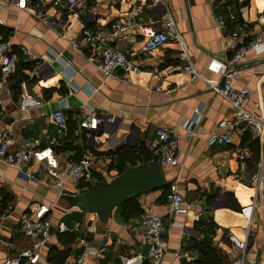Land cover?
<instances>
[{
	"label": "crops",
	"instance_id": "0c3cea01",
	"mask_svg": "<svg viewBox=\"0 0 264 264\" xmlns=\"http://www.w3.org/2000/svg\"><path fill=\"white\" fill-rule=\"evenodd\" d=\"M143 1L84 0L76 13L55 8L52 0L43 5L41 0H29L26 10L0 4V50L14 60L10 72L0 71V125L10 133L14 147L39 140L45 148L53 139L58 169L90 156L94 160L90 188H94L118 175L122 152L154 140L158 128H169L182 164L161 166L164 182L175 185L184 196L187 216L170 214L166 203L158 201L164 189L137 198L142 212L128 210L126 214L119 207L107 222L57 205L46 216L52 222V237L41 248L36 264H124L123 258L135 257L140 264H153L142 241L141 224L148 214L162 216L166 224V249L160 264L201 263L199 246L207 239L229 264L218 242L228 243L231 233L242 237L247 223L240 210L255 196L247 182L258 166L260 145L259 160L253 161L252 167L248 161L253 152L250 142L243 143L245 133L239 132L231 145H207L219 121L233 120L230 104L210 84L221 85L224 76L235 71L234 87H248L253 93L245 109L264 120V53L251 52L232 69L228 65L232 53L226 46L228 34L233 32L247 43L257 37L264 42V0L146 3L139 21L162 31L164 22L172 18L197 77L184 70L186 62L180 60L181 47L174 38L162 49L147 53L138 29L127 38L109 34L113 20L127 16ZM229 8L234 19L227 22V30H221L218 18ZM84 27L102 28L108 44L120 49L133 68L106 78L90 61L91 51L81 37ZM21 46L30 49L38 63L27 60L19 52ZM58 108L64 109L68 121L62 134L51 120ZM92 112L111 119L101 124L95 135L82 127ZM236 146L246 153L245 161L237 160ZM124 164L131 167L129 162ZM21 169L33 172L41 182H28L17 168L0 162V264L38 242L20 232L22 215L47 207L62 192L78 190L70 180H65L63 187L57 185L49 176L46 161ZM210 222L218 229L208 238L202 230ZM62 223L70 232L59 231ZM252 229L257 237L249 253L258 257L264 250V192L258 198ZM103 244L106 246L100 250Z\"/></svg>",
	"mask_w": 264,
	"mask_h": 264
},
{
	"label": "built area",
	"instance_id": "2783aa9c",
	"mask_svg": "<svg viewBox=\"0 0 264 264\" xmlns=\"http://www.w3.org/2000/svg\"><path fill=\"white\" fill-rule=\"evenodd\" d=\"M115 1L122 2L124 0ZM41 2L43 5L45 0H41ZM83 2L84 0H52V5L64 12L76 13ZM146 3L154 6L162 4L163 1L144 0L143 3L136 6L133 12L127 16L113 20L110 24L109 34L114 38H127L132 30L138 29L145 40V51L147 53L162 49L169 42L170 38H174L181 47L180 60L186 62L184 70L197 77L198 72L192 64L188 50L182 37L177 32L172 18L164 22V30L162 31H156L152 25L139 21ZM0 4L12 5L20 10H26L28 9L29 0H0ZM233 19L234 13L232 8H229L227 13L220 15L218 18L220 29L227 30V22ZM81 37L91 51L90 61L98 66L106 78H111L118 70L125 73L133 68L132 63L120 49L108 44L105 31L102 28L84 27L81 31ZM226 46L228 51L232 53V57L228 62V65L232 69L246 59L249 53H264L263 39L257 37L247 43L242 38V35L237 32L228 34ZM73 47L79 49L78 44H73ZM19 52L30 62L38 63V58L30 49L21 46L19 47ZM13 62L14 60L10 53L0 50V71L10 72ZM235 78L234 71L224 76L221 85L210 84L216 94L220 95L230 104L233 111V120L228 121L224 119L219 121L217 129L209 135L207 145L210 147L216 144L231 145L239 132L248 133L252 139L259 142L261 153L258 166L247 182L248 186L255 190V196L248 206H244L240 210L247 223L242 231V237L231 233L228 236V243L219 241L218 247L229 258V264H264V250L261 258L250 256L249 253L253 249L257 237L256 232L252 229L254 212L258 206V198L264 192V120L254 112L245 109L244 104L251 99L253 93L248 87L235 88L233 85ZM51 120L56 126L58 133L62 134L67 130L68 121L63 108L53 111ZM110 120L106 116H100L96 112H92L84 119L82 127L90 132V134L95 135L100 125ZM155 136L154 140L144 141V146L152 154L153 160H156L160 165L181 167L182 164L176 154L177 141L175 140L174 132L169 128H158ZM54 145L55 141L51 139L49 146L45 148H41L39 140H34L27 145L14 147L10 141V133L0 125V162L9 167L17 168L22 179L34 184H40L41 180L33 172L24 171L21 168L34 162L46 161L49 176L57 185L63 187L64 181L70 180L74 183L75 187H78L76 192L90 189V183L94 179V160L90 156H84L81 160L70 162L58 169V161L52 149ZM234 154L238 161L246 160V153L241 147L236 146ZM57 205V201L51 202L47 207L44 206L38 211L22 215L20 219V232L25 237L34 240V242L35 240H38V242L30 249L23 251L17 258L4 264L37 263L41 248L52 237V222L46 216ZM166 205L169 213L174 216L185 217L188 215L185 198L175 185L170 186ZM58 228L61 233L70 232V229L63 223ZM141 228L142 241L148 248L149 259L153 264H160L166 249L164 239L166 224L163 217L148 214L144 217ZM104 246L106 245L103 244L100 250H103ZM96 252L93 253L96 254ZM123 263L140 264L137 257L131 259L123 258Z\"/></svg>",
	"mask_w": 264,
	"mask_h": 264
},
{
	"label": "water",
	"instance_id": "95a60500",
	"mask_svg": "<svg viewBox=\"0 0 264 264\" xmlns=\"http://www.w3.org/2000/svg\"><path fill=\"white\" fill-rule=\"evenodd\" d=\"M166 187L162 166L151 160L128 168L106 185L76 193L63 192L57 204L94 214L99 220L107 222L114 210L128 201Z\"/></svg>",
	"mask_w": 264,
	"mask_h": 264
},
{
	"label": "trees",
	"instance_id": "16d2710c",
	"mask_svg": "<svg viewBox=\"0 0 264 264\" xmlns=\"http://www.w3.org/2000/svg\"><path fill=\"white\" fill-rule=\"evenodd\" d=\"M2 34V33H0ZM5 39V38H3ZM244 139L243 143L250 142V147L252 149L253 155L252 158L248 161V164L250 167H252L253 161H258L259 160V142L257 140L252 139L251 135L248 133L244 134ZM120 159L123 162V166H121L118 170V175L122 174L127 170V167L125 166V162H129L130 166H136L140 163L147 162L153 160V156L151 153H149L145 146L132 149V150H127L124 151L120 154ZM103 186V185H100ZM98 187V186H96ZM95 188V187H94ZM170 191V185H167V187L163 190V195L162 197L158 200L159 202L166 203V199L168 196V193ZM120 208L125 211L127 214V211L129 210L131 213H140L142 212L140 208V204L136 199L130 200L127 203H125L123 206ZM218 229L217 225L210 222L208 225H205V228H203V233L206 237H211L215 234V231ZM200 247V252L203 255V260L199 264H226V257L221 254L222 252L218 250L217 248H214L211 246V243L209 239L206 241L202 242ZM223 255V256H222ZM23 264V263H22Z\"/></svg>",
	"mask_w": 264,
	"mask_h": 264
},
{
	"label": "rangeland",
	"instance_id": "374dc122",
	"mask_svg": "<svg viewBox=\"0 0 264 264\" xmlns=\"http://www.w3.org/2000/svg\"><path fill=\"white\" fill-rule=\"evenodd\" d=\"M254 225H255V227H257L256 224H254ZM261 256H262V252L259 253L258 257L261 258Z\"/></svg>",
	"mask_w": 264,
	"mask_h": 264
}]
</instances>
